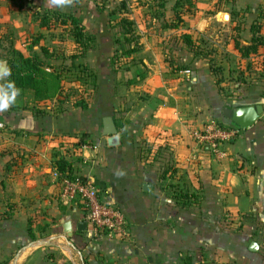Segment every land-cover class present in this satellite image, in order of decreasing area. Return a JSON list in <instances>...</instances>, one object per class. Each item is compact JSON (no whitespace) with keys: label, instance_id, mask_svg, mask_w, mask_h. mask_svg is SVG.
<instances>
[{"label":"crops","instance_id":"1","mask_svg":"<svg viewBox=\"0 0 264 264\" xmlns=\"http://www.w3.org/2000/svg\"><path fill=\"white\" fill-rule=\"evenodd\" d=\"M27 1L35 14H73L93 38L81 49L67 28L35 20L39 43L12 41L11 49L62 78L70 71L74 80H93H75L72 99L14 90L29 93L33 104L25 107L8 97L0 74V264H264V111L246 130L221 114L225 103L264 109V80L233 82L231 90L225 80L257 58L240 57L235 43L247 45L251 25H264V0H191L178 25L176 0ZM123 15L129 34L118 24ZM57 30L66 32L64 40L47 38ZM181 32L194 34L206 55H194ZM4 48L0 61L7 62ZM258 51L264 57V46ZM106 116L117 129L116 146L101 134ZM211 121L235 130L220 143L221 156L191 134ZM54 151L123 212L126 237L96 235L83 202L63 197ZM180 189L191 205L180 203ZM81 220L86 226L78 230Z\"/></svg>","mask_w":264,"mask_h":264},{"label":"trees","instance_id":"2","mask_svg":"<svg viewBox=\"0 0 264 264\" xmlns=\"http://www.w3.org/2000/svg\"><path fill=\"white\" fill-rule=\"evenodd\" d=\"M123 4L124 3H122L120 9L123 8ZM184 5L191 7L193 4L191 0L175 1L174 10L176 20L178 22L174 25H178L182 21L181 10ZM37 15L38 24L41 27L48 28L50 26H57L62 27L63 29L67 28L74 43L78 44L81 49L85 48L87 43L93 38L91 35L84 34L83 26L79 22L78 18L73 14L52 11L50 14L37 13ZM118 24L124 28L125 34L131 33L130 27L132 23L127 17H125V15L121 16ZM250 34L251 36L247 45H240L236 41L235 48L242 58H248L250 55H253L257 58L255 59L254 64L252 63L253 60L250 62H245L240 75H243V71H246L250 74L257 67L264 69V57H259L260 53L258 51L259 47L264 46V25L260 23L251 25ZM42 37V34H39L35 39H33V45H37ZM179 38L194 55H206L204 48L202 47V42L198 41L194 34L189 32H181ZM41 51L44 56L49 55L46 48L41 47ZM6 60L8 64L6 70L8 81L4 85V91L6 94L17 89H30L33 91L34 97L36 99L61 97L67 95V93L63 94L65 87L63 85V79L60 73L54 70L47 71L44 69L43 62L38 60L37 57L26 56L17 50H12L11 55H9ZM211 68L214 71V74L220 71L219 68H213V66H211ZM92 77L93 76L91 74H86L82 78L77 76L75 80L79 81V84H82L80 83L82 82V79H84L85 83H87L88 80H93ZM259 78H262V75H260ZM243 82L244 81H242V83ZM63 150L68 152V148L66 146H63ZM53 163V170L58 174L59 178L73 177L74 174L72 173V162L66 159L65 154L54 151ZM176 196L182 205L187 206L192 204V196L188 195L184 189H180ZM83 207L84 212H86L87 208L84 203Z\"/></svg>","mask_w":264,"mask_h":264},{"label":"built area","instance_id":"3","mask_svg":"<svg viewBox=\"0 0 264 264\" xmlns=\"http://www.w3.org/2000/svg\"><path fill=\"white\" fill-rule=\"evenodd\" d=\"M182 72L188 73V70ZM234 133L232 128L228 129L216 121H211L191 134L201 148L206 147L214 155L221 156L220 143L230 139ZM54 175L58 177L55 171ZM59 179L63 197L78 198L85 204L87 210L84 219L96 235L126 237L129 234V225L123 212L113 203L102 199L92 183L75 175Z\"/></svg>","mask_w":264,"mask_h":264},{"label":"rangeland","instance_id":"4","mask_svg":"<svg viewBox=\"0 0 264 264\" xmlns=\"http://www.w3.org/2000/svg\"><path fill=\"white\" fill-rule=\"evenodd\" d=\"M44 1V0H43ZM46 1V0H45ZM70 2H72L73 0H68ZM76 1V0H75ZM128 1V5L130 6L131 1ZM113 2V3H112ZM119 0H111V5L112 6H117L118 5ZM0 47H5L4 50H7L5 55V58H7L9 55H11L12 52V41H14L16 44H18V42H24L26 40H30L33 41V39H35L38 35H39V31L38 29H36L35 27V20H37L38 15L32 12V8H30L29 5L35 7V5L31 4L30 1L27 0H0ZM120 3V2H119ZM37 4V3H36ZM21 7V9H17V7ZM40 10V9H39ZM41 11V10H40ZM140 17V16H139ZM138 19H136L137 21ZM14 27H17V29H13ZM18 27H20V30L18 29ZM46 31H44L45 33ZM66 34L65 31H47L46 35L47 38L52 39L53 37H56L57 35V39L59 41L64 40L65 37H63L62 35ZM198 39V38H197ZM9 46V49L8 46ZM70 51V47L68 48ZM224 53L222 52H217V57H222ZM220 63V62H218ZM215 65V63H214ZM240 65V64H239ZM216 68H218V66H216ZM241 68L237 69V71H235V78L232 79H228L225 78V80H227L228 84L230 85V90L231 88L233 89V82H240L242 83V81H244L242 84H247L248 81H252V78L258 79V80H264V72L262 69H260L259 67L256 68L257 71L253 72V74L251 75H243L242 77L240 76V70ZM260 69V70H259ZM252 73V72H251ZM226 72L223 73L222 75L226 76ZM5 76V78H3L4 84L8 81V78L6 76V74H3ZM74 73L68 71L65 75L63 79V85L66 88L64 90V93L67 95V97H70V99L74 98L77 95V82L74 80ZM262 75V78H259V76ZM252 76V77H251ZM218 79H221L220 77ZM226 84V85H228ZM228 88V87H227ZM223 88V94L227 95L229 93V89ZM225 89H227V91H225ZM8 97L10 99L15 100V102H17L19 99L21 100V103L25 106H31V104H33V100L30 98V95L27 91H22L21 93H13V92H9ZM52 102V101H51ZM155 157V154L154 156Z\"/></svg>","mask_w":264,"mask_h":264},{"label":"water","instance_id":"5","mask_svg":"<svg viewBox=\"0 0 264 264\" xmlns=\"http://www.w3.org/2000/svg\"><path fill=\"white\" fill-rule=\"evenodd\" d=\"M7 62L5 60L0 61V74H4L6 71ZM263 106L260 104L256 105H240L232 107L229 103H225L221 110V114L225 119L230 120L241 130L251 128L255 122H257L263 115ZM102 130L101 134L107 138L108 146H116L119 144L117 137V129L113 123L111 117L106 116L102 119ZM148 185L145 184L144 187ZM86 222L84 220L77 222V229L82 230L85 228ZM72 225L67 222L65 225V232L70 236L72 234ZM257 247L256 243L252 242L250 248Z\"/></svg>","mask_w":264,"mask_h":264}]
</instances>
